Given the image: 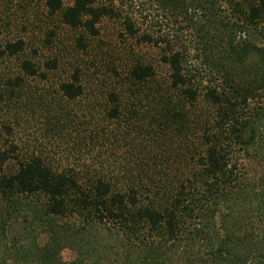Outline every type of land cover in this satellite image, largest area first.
Wrapping results in <instances>:
<instances>
[{
	"label": "trees",
	"instance_id": "trees-1",
	"mask_svg": "<svg viewBox=\"0 0 264 264\" xmlns=\"http://www.w3.org/2000/svg\"><path fill=\"white\" fill-rule=\"evenodd\" d=\"M159 2L185 18L194 4L209 9L203 0ZM44 6L61 24L90 37L119 12L115 0H44ZM246 11L244 19L255 23L264 15V0ZM123 21L126 34L137 36L130 18ZM139 39L154 43L147 34ZM82 40L77 43L84 49ZM23 49L20 40L7 43L3 55ZM226 50L215 63L218 84H204L168 42L160 58L168 68L167 84L158 83L155 67L141 60L110 84L103 121H113V129L99 125L88 138L96 153L121 150L119 161L107 166L111 169L101 164L81 172L59 170L34 152L19 156L14 145L0 149V264H264L260 112L252 118L260 124L252 131L253 143L247 145L243 136L248 101L264 102V60L245 83L240 74L245 53L232 42ZM45 66L58 67L55 59ZM19 68L24 76L49 81L29 60ZM78 72L59 83L62 99L85 95ZM22 80L17 76L8 83L20 89ZM53 108L45 110L46 125L59 133L70 119L60 112L47 116ZM242 152L262 167L258 177L243 176ZM64 250L72 252L70 261L63 259Z\"/></svg>",
	"mask_w": 264,
	"mask_h": 264
},
{
	"label": "rangeland",
	"instance_id": "rangeland-1",
	"mask_svg": "<svg viewBox=\"0 0 264 264\" xmlns=\"http://www.w3.org/2000/svg\"><path fill=\"white\" fill-rule=\"evenodd\" d=\"M254 2L256 0H203L208 11L194 4L185 18L183 14L172 15L159 0H115L118 16L104 19L98 27L99 35L90 37L50 16L44 0H0V149L8 150L14 145L19 156L34 152L59 170L81 172L84 168H99L101 164L104 169L110 168L107 166L119 161L121 150L114 153L104 148L96 153L88 138L89 131L99 125L113 129V121H103L110 84L123 78L137 60L152 64L156 81L167 84L168 68L160 62L167 42L173 50L183 53L187 66L198 71L196 74L204 84L219 83L221 72L215 63L220 62L232 42L239 52L245 53L240 72L242 81L251 82L255 78V66L264 60V15L255 23L246 20V10ZM124 18H130L134 28L139 30L137 36L126 34ZM195 20L198 25L194 24ZM200 24L206 25L205 28ZM143 34L151 36L154 43H141L139 37ZM82 36L84 49L77 43ZM19 40L24 43L23 52L12 57L3 55L7 43ZM53 59L57 61V69L47 70L45 63ZM24 60L47 72L49 81L24 76L19 68ZM75 69L79 71L85 95L67 101L58 93V85L69 80ZM17 76L23 79L20 89L8 83ZM43 99L47 100L48 108L45 101H40ZM247 104L244 118L250 121L245 124L243 136L250 145L252 131L260 126L252 118L256 112L264 118V102L249 100ZM52 106L53 111L47 116L60 112L70 119V125L59 133H52L46 125L45 110H51ZM100 155L104 157L99 158ZM240 156L243 176L258 177L263 171L258 161L250 152L248 155L242 152ZM62 256L70 261L73 254L64 250Z\"/></svg>",
	"mask_w": 264,
	"mask_h": 264
}]
</instances>
